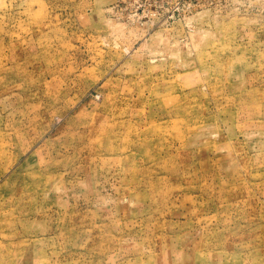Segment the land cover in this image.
<instances>
[{"label":"rangeland","instance_id":"1","mask_svg":"<svg viewBox=\"0 0 264 264\" xmlns=\"http://www.w3.org/2000/svg\"><path fill=\"white\" fill-rule=\"evenodd\" d=\"M0 264H264V0H0Z\"/></svg>","mask_w":264,"mask_h":264}]
</instances>
